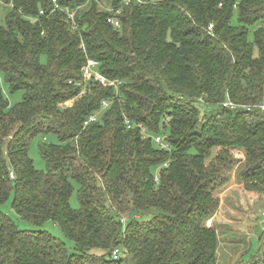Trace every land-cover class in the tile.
<instances>
[{
  "label": "trees",
  "instance_id": "obj_1",
  "mask_svg": "<svg viewBox=\"0 0 264 264\" xmlns=\"http://www.w3.org/2000/svg\"><path fill=\"white\" fill-rule=\"evenodd\" d=\"M88 58L119 96L82 83ZM0 71L22 94L10 105L0 89V204L12 196L22 220L74 242L0 210V264H218L207 222L234 166L264 194V0H1ZM37 137L45 170L29 154ZM261 225L235 264H264Z\"/></svg>",
  "mask_w": 264,
  "mask_h": 264
},
{
  "label": "rangeland",
  "instance_id": "obj_2",
  "mask_svg": "<svg viewBox=\"0 0 264 264\" xmlns=\"http://www.w3.org/2000/svg\"><path fill=\"white\" fill-rule=\"evenodd\" d=\"M5 11L3 10V13ZM0 89L8 98L10 105L21 101L22 94L20 92L13 94L10 92L5 76L1 71ZM41 141L42 137H37L32 141L29 154L34 160L35 166L38 169L45 170V162L39 154ZM49 141H55V138H50ZM241 159L244 160V155L241 156ZM242 166L241 163H238L232 169L230 183L219 192V208L212 219L207 222L209 226H215L220 234L218 264H235L242 259L247 250L251 251L250 253H255L259 246L258 234L262 231L261 224L264 222V217L261 214L264 209V194L249 192L245 189L239 179ZM74 187L70 203L73 208L77 209L80 207V203L76 183H74ZM0 210L9 214L16 221L19 228L46 230L62 240L70 250H73L74 242L66 237L60 227L53 221L49 220L43 225L37 226L18 217L12 208V196L7 202L0 204ZM244 257H246L245 259L249 258L246 253Z\"/></svg>",
  "mask_w": 264,
  "mask_h": 264
},
{
  "label": "built area",
  "instance_id": "obj_3",
  "mask_svg": "<svg viewBox=\"0 0 264 264\" xmlns=\"http://www.w3.org/2000/svg\"><path fill=\"white\" fill-rule=\"evenodd\" d=\"M1 1V0H0ZM132 0H126V3L131 2ZM141 1V0H139ZM58 7V6H57ZM110 11H115L113 8H109ZM121 10L118 9L117 13H120ZM71 18L74 16V13L71 12L70 13ZM109 22L113 23L116 27H120L121 26V22L119 20V18H117L116 16H109ZM82 72H83V77H84V81L82 83H88L91 80H96L97 82H99L100 84H102L103 86H112L115 89L116 95L119 96V85L121 84L120 80H113V79H109L108 77H106L104 74H102L99 71V63L91 58H88L86 63L84 64V66L82 67ZM86 92V87L84 86L83 89L80 92V95H83ZM112 103V100L109 99H105L101 102V108L100 110L94 112L84 123V125H88L91 122H94L96 120L99 119L100 113L101 111H103L104 109H106L110 104ZM226 105H231L233 106L232 103H227ZM127 124H130V120H126ZM136 126L141 128V132L143 133L144 137H150L152 136L153 139L155 140L156 144L159 146L160 149H166V150H170V144L165 141L163 135L158 134V135H153L151 134L147 127L144 126L143 124H135ZM169 161L164 163V167L169 166ZM159 168L156 171L155 174V182L156 184L160 183V177H159ZM262 216L264 217V209L262 210ZM120 253V249L116 248L113 251V256H117Z\"/></svg>",
  "mask_w": 264,
  "mask_h": 264
},
{
  "label": "crops",
  "instance_id": "obj_4",
  "mask_svg": "<svg viewBox=\"0 0 264 264\" xmlns=\"http://www.w3.org/2000/svg\"><path fill=\"white\" fill-rule=\"evenodd\" d=\"M212 219V218H211Z\"/></svg>",
  "mask_w": 264,
  "mask_h": 264
}]
</instances>
